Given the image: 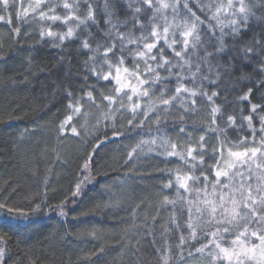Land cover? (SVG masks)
I'll list each match as a JSON object with an SVG mask.
<instances>
[{
  "label": "trees",
  "instance_id": "1",
  "mask_svg": "<svg viewBox=\"0 0 264 264\" xmlns=\"http://www.w3.org/2000/svg\"><path fill=\"white\" fill-rule=\"evenodd\" d=\"M43 2L53 6L58 20H42L35 0H10V7L15 8L11 25L7 24L9 9H0V15L5 17V22H0V56L7 57L0 62V204L5 205L0 208V243L7 245V264H161L162 255L168 257L167 264H184V260L189 264H210L209 248L203 253L192 248V255L188 253L191 244L199 246L200 231L197 230V240L185 239L181 245L180 234L187 238L188 232L184 228L175 230V225L169 222L173 215L171 205H164L165 194L169 200L174 196L164 186L171 172L183 162L172 157L169 159L175 163L166 165L158 162L163 157L150 161L147 155H142L135 164L126 159L128 147L150 137L144 132L137 136L138 129H127L126 121L131 116L127 99L119 110L125 113L123 117L113 111L118 99L111 106L102 100V96L112 94L115 83L98 79L99 73H106L107 64L112 63H105L103 58L104 46L111 43L113 35L108 21L117 23L121 32L140 36L139 24L132 17L139 15L146 31L152 10H144L141 0ZM65 4L70 7L65 8ZM244 5L247 28L241 30L236 41L226 36L225 55H237L247 45H254L255 50L247 60L238 56L233 61L235 70L231 75H222L219 86L206 85L207 91L219 93L214 98L221 110L216 114L218 129L226 132L230 146L236 145L234 148L243 151L260 145L259 116L264 115L262 108L252 113L249 100L241 99L251 88V103H262V92L257 91V86L264 78L258 67L264 60V50H260L257 41L264 42V0H244ZM136 8H141L142 14L136 13ZM91 12L98 23L87 19ZM73 16L78 20L63 23L65 17ZM14 26L20 27L19 36L10 34ZM47 28L58 34L72 28L74 36L63 42L59 35L41 37L40 32ZM82 40H88L92 49L100 51L94 56L91 50L81 47ZM116 52L121 49L117 47ZM90 64H95L94 69L89 70ZM125 66L131 70V57L126 59ZM168 83L171 87L175 80ZM89 91L92 102H88ZM197 99L199 114L184 121L187 129L195 128L191 147H196L199 135L211 123L209 102L205 98L201 104L200 98ZM77 107L78 112L74 111ZM221 114L235 118L232 126L225 128ZM248 115H252V127L257 130L255 139L247 120L242 119ZM174 120L175 116L168 119L164 131L171 142L179 145L181 140L176 136L179 122ZM144 124L147 127V120ZM113 127L123 135L104 134L112 133ZM155 129L153 123L150 129L153 136L163 135ZM210 136L223 140L220 131L207 132L205 140ZM113 139L117 142H112ZM159 145L157 138L153 148ZM204 149L209 153L204 157L208 164L211 156L208 143ZM148 155L154 156L155 152ZM77 183L82 188L79 196L73 194ZM41 199L48 205L42 206L43 214L23 218L24 213L32 214L28 205ZM58 207H63V216L54 211ZM174 219L182 223L179 208ZM31 220L45 224L43 233L28 240L17 236L15 225H25ZM248 227L250 231L255 229V221Z\"/></svg>",
  "mask_w": 264,
  "mask_h": 264
},
{
  "label": "snow or ice",
  "instance_id": "2",
  "mask_svg": "<svg viewBox=\"0 0 264 264\" xmlns=\"http://www.w3.org/2000/svg\"><path fill=\"white\" fill-rule=\"evenodd\" d=\"M35 4L42 20L59 19L55 16L51 4H45L43 0H35ZM141 4L144 10L151 9L153 15L146 31L145 25L140 23V16L132 17L139 24L140 36L121 32L117 23L108 21L113 35L111 43L104 46L103 58L105 63L108 61L112 63L107 64L106 73L101 72L98 75V79L108 81L110 84L112 81L115 82L112 85V94L102 96V100H107L108 106H111L116 104L118 99L119 104L113 111L119 112L121 117L125 115L124 112L119 111L124 107V99L131 101V116L126 121L127 129H138L137 136L144 132L150 137L147 141L140 139L135 147H128L126 159L132 160L135 164L142 155H147L150 161L155 160L156 157H163L164 159L158 162L166 165L175 163L174 160L169 159L172 157L183 162L180 168L171 172L164 186L174 193L170 200L168 194H165L164 205L165 207L171 205L173 215L169 222L175 225V230L184 228L188 232L187 238L180 234L181 245L185 239L197 240V230L200 231V244L189 246L190 256L192 248L199 253L209 248L210 264H215L216 261H220L221 264H264V151L261 150L264 148V115L259 116L260 145L246 148L243 152L232 151L231 147L227 146L231 141L228 140L226 132L218 129L216 125V114L221 110L214 98L219 93L206 90V85L219 86L218 81L221 80L222 75L232 74L236 68L233 61L238 56L247 60L249 53L255 50L254 45H247L239 49L237 55H225L228 48L225 43L226 36H231L232 41H236L241 30L247 28L248 13L244 0H219L218 3H211L210 0L209 2L141 0ZM64 7L69 8L70 5L65 4ZM5 8L9 9L7 24L11 25V13L15 8L10 7V0H0V9ZM134 11L142 14L141 8H136ZM69 19L78 20V17H65L63 23L67 24ZM87 19L92 23H98L94 12H91ZM0 22H5L3 15H0ZM226 28L228 32H225ZM9 31L10 34L19 36L20 27L14 26ZM57 35L60 42H63L66 38L73 37L74 33L72 28L63 34H58L51 28L40 32L41 37L55 38ZM257 44L260 50H264V42L257 41ZM81 47L91 50L94 56L100 51V48L92 49L88 40H82ZM117 47L121 49L120 53L116 52ZM128 57L132 58L131 70L125 66ZM6 60L7 57L0 56V62ZM28 63L30 64L31 60ZM94 67L95 64H90L89 70ZM258 67L260 73L264 74V60L260 61ZM173 79L175 84L170 87L168 81ZM257 91L262 92L260 105L251 103L249 99L252 94L251 88L241 97L243 100H249L252 113H256L258 108L264 109V78L258 81ZM119 93L123 95L117 96ZM87 96L88 102H92L91 91ZM198 97L201 104L205 98L209 102L211 123L205 129V133L199 135L195 142L196 147H191L195 128L187 129L184 121L185 118L194 119V114H199V109L196 107ZM141 101L144 107L141 106ZM74 111L78 112L79 107ZM221 115L225 128L232 126L235 118L232 115L227 117ZM173 116H175L173 122H179L176 133L177 138L181 140L179 145L171 142L164 131V124ZM242 119L247 120L255 139L257 130L252 127V115ZM145 120L147 127L144 124ZM153 123L156 125V133L163 132V135L158 137L152 135L150 129ZM72 131L75 133L76 129L73 128ZM214 131H220L223 136L222 141L219 137L211 136L207 141L205 140L207 132ZM104 134L123 135L115 127L112 133ZM157 138L160 139V145L153 148ZM213 140L217 142L212 143ZM112 142L117 141L113 139ZM205 143L211 148L208 164L204 161V157L209 155L204 149ZM149 152H155V155H148ZM258 153L259 162H257ZM164 170L166 173L169 172L167 168ZM197 170L200 175H197ZM81 192V183H77L73 194L79 196ZM42 206H48L42 199L30 203L28 208L32 214L24 213L23 218L41 216ZM4 207L5 205L0 204V208ZM177 208L182 223L174 219ZM8 211L11 212L12 209L9 208ZM54 211L61 216L64 215L63 207H58ZM252 221H255L256 228L250 231L248 226ZM45 227L40 220H31L25 225H15V232L17 236L28 240L42 234ZM147 234L152 233L147 232ZM153 243L155 244L156 241L153 240ZM6 247V244L0 243V264H7ZM157 251L163 250L157 249ZM167 259L166 255L159 257L161 264H167ZM184 264L189 262L184 260Z\"/></svg>",
  "mask_w": 264,
  "mask_h": 264
},
{
  "label": "rangeland",
  "instance_id": "3",
  "mask_svg": "<svg viewBox=\"0 0 264 264\" xmlns=\"http://www.w3.org/2000/svg\"><path fill=\"white\" fill-rule=\"evenodd\" d=\"M29 4L30 5H32V6H35V5H33V4H31V2H29ZM171 30V29H170ZM127 90V89H126ZM123 95V94H122ZM121 95V96H122ZM134 99H135V97H134ZM126 100V98L124 99V101ZM130 104L132 103L131 101H128ZM141 106L142 107H144V105H143V101H141ZM228 147H231V150L232 151H241V152H243V150H239L238 148H234V147H232V146H230V145H227ZM258 155V154H257ZM237 166H239V164H237ZM233 170H235V169H233ZM215 264H221V262L220 261H216L215 262Z\"/></svg>",
  "mask_w": 264,
  "mask_h": 264
}]
</instances>
